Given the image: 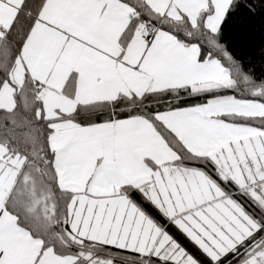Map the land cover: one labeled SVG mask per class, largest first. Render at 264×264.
Instances as JSON below:
<instances>
[{
  "label": "snow or ice",
  "instance_id": "obj_1",
  "mask_svg": "<svg viewBox=\"0 0 264 264\" xmlns=\"http://www.w3.org/2000/svg\"><path fill=\"white\" fill-rule=\"evenodd\" d=\"M0 264H264V0H0Z\"/></svg>",
  "mask_w": 264,
  "mask_h": 264
}]
</instances>
